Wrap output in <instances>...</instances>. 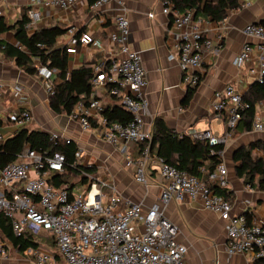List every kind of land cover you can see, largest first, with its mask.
Instances as JSON below:
<instances>
[{
	"label": "built area",
	"instance_id": "obj_1",
	"mask_svg": "<svg viewBox=\"0 0 264 264\" xmlns=\"http://www.w3.org/2000/svg\"><path fill=\"white\" fill-rule=\"evenodd\" d=\"M120 0H96L90 7L99 10ZM241 7L252 0H236ZM2 0H0L1 5ZM86 0H30L27 8L30 26L42 20L41 9L71 11ZM163 14L169 16L173 30L178 34L176 45L178 62L182 69V81L188 88L199 85L204 55L215 53L213 41L205 34L203 24L208 20L195 17L193 11L181 13L173 5L163 2ZM125 10H123L124 12ZM3 9H0V17ZM210 20V19H209ZM242 33L255 44L246 42L237 54L234 64L242 68L255 63L249 73L255 80L264 76V24L246 25ZM130 21L126 13L114 18V30L110 43L121 54V59L105 69L106 63L94 66L91 102L79 103L72 115L84 130H96L100 138L115 148L122 149L126 167L132 168L135 181L148 187L157 182L160 187L159 202L144 208L140 202L118 195L113 184L105 178L89 173L82 189L77 193L56 188L49 179L53 173L64 170L66 157L60 152H42L26 146L17 160L0 170V212L12 223L16 236L29 232L35 237L45 234L53 238L61 264H187L188 247L179 241V228L165 216V207L171 201L200 200L204 208L227 223V250L229 254H250L254 261L264 262V224L248 221L246 214H236L233 203L218 194L210 183L222 189L228 188V169L221 163L209 173V183L168 164L152 153L148 142L151 133L146 130L144 116L148 110L147 73L138 52L130 47ZM221 36H219L220 38ZM93 36L84 32L71 41L68 54H74L78 45L89 46ZM38 76L49 95L54 93L56 70L36 64ZM4 84H2L3 86ZM15 94L24 98L23 88L14 85ZM119 98L118 104L132 114L128 124L110 122L104 115V106L97 98L100 91ZM247 107L243 94L235 85L216 91L211 100L214 114L226 119L227 133L218 135L210 130L192 128L187 132L195 140L210 145H226L242 119ZM32 112L21 110L14 124L24 128L31 124ZM95 124V126H93ZM252 131L264 133V120L255 116ZM54 143H74L70 138L52 133ZM5 138L0 136V143ZM138 145L139 156L133 158L125 149L127 143ZM222 154V153H221ZM80 149L75 154V166H83ZM250 187V186H248ZM2 250L0 248V255ZM37 264H60L50 251L34 250ZM255 264V263H252Z\"/></svg>",
	"mask_w": 264,
	"mask_h": 264
},
{
	"label": "crops",
	"instance_id": "obj_2",
	"mask_svg": "<svg viewBox=\"0 0 264 264\" xmlns=\"http://www.w3.org/2000/svg\"><path fill=\"white\" fill-rule=\"evenodd\" d=\"M120 1L122 5L114 1L99 10L90 7V0L71 11L44 8L41 9L42 20L36 28L60 26L68 29L59 39V46H66L67 49L75 36L90 33L94 43L78 45L76 53L68 54L70 67L75 69L91 62L110 63L112 67L122 56L110 43L109 35L114 30V18L125 12L130 21V47L141 55L147 73L145 94L149 105L144 116L146 130L151 133L154 121L161 118L169 129L180 135H187L192 128L226 134L225 119L212 112L211 100L216 91L232 84L245 94L255 81L249 69L256 64L238 68L234 60L246 42H257L248 39L242 30L251 23L264 24V0H252L247 6L230 11L220 22L208 19L203 24L205 34L213 41L216 50L213 54L204 55L202 67L197 71L201 80L187 107H183V101L191 88L182 81L176 48L179 38L172 28L170 17L163 14V1ZM29 6L30 0H2L0 9H3L2 16L16 22ZM0 40L18 46L12 32L0 35ZM14 85L23 88L25 99L15 94ZM106 93L103 90L97 96L104 108L112 104ZM24 109H29L33 115L31 124L24 128L70 138L84 153L80 163L84 167H94V176L105 178L113 184L119 196L140 202L146 209L159 202L158 182L148 187L138 184L133 169L126 167L122 149L105 142L96 130H84L70 115L54 113L49 107V96L41 78L26 74L0 53V136L5 141L22 129L14 121ZM256 116L264 120V103L258 105ZM258 140H264V133L252 131L232 135L221 155L222 163L228 169L227 190L231 193L234 212L248 214L253 222L264 224V191L245 185L237 177L232 160L238 148ZM125 149L133 158L139 156L137 144L129 142ZM254 155L262 156L258 150L254 151ZM164 209L165 216L179 228V241L188 247L187 264H256L250 254L228 253L227 223L217 214L206 210L200 200H173ZM40 236L42 242L39 240L40 245L35 250L52 252L61 264L56 245L53 247L49 243L52 237L45 234ZM33 251L29 249L19 255L11 244H3L0 264H37ZM29 254H33V257L29 258Z\"/></svg>",
	"mask_w": 264,
	"mask_h": 264
},
{
	"label": "trees",
	"instance_id": "obj_3",
	"mask_svg": "<svg viewBox=\"0 0 264 264\" xmlns=\"http://www.w3.org/2000/svg\"><path fill=\"white\" fill-rule=\"evenodd\" d=\"M96 0H90L92 4ZM173 5V9L181 13L193 11L195 17L210 19L213 22L224 20L232 10L239 9L236 0H162ZM30 26L28 10L22 11L16 22L6 17H0V35L14 33L18 46L0 40V53L15 63V65L31 76L38 75L36 62L56 70L54 93L49 95V107L58 115H72L79 103L89 105L92 92V80L95 77V62L86 63L79 68H71L67 47L59 46V39L68 29L60 26L36 28ZM33 30V32H31ZM110 67L106 64L105 69ZM198 86L189 89L183 101L187 107L193 93ZM112 104L104 109V115L110 122L128 124L132 121V114L118 104L119 98L106 93ZM243 101L247 107L242 112V119L233 131V135L252 132V125L257 114L258 105L264 103V76L262 81L255 80L248 91L243 94ZM226 121V119H225ZM95 126V124H93ZM152 153L162 157L168 164L179 170L209 183V173L213 172L222 163L221 153L225 146L210 145L206 141L193 139L189 135H180L169 129L161 118H156L148 142ZM26 146L42 152H60L65 155L66 163L63 172L53 173L49 182L56 188H65L72 192L77 184L86 183L83 172L94 175V167L75 166V154L78 147L75 143H54L50 134L44 131H34L22 128L0 146V170L17 160ZM258 150L262 156L254 155ZM235 172L245 185L264 191V140H258L248 146L238 148L232 158ZM72 179V181H71ZM73 179L77 180L73 182ZM210 187L224 196L231 203V193L210 183ZM251 222L252 217L246 214ZM5 240L18 252L25 253L29 249H37L40 245L37 237L29 232L18 237L14 234L12 223L0 212V241ZM53 240V238H52ZM60 257V256H59ZM58 257V258H59ZM256 264H264L257 260Z\"/></svg>",
	"mask_w": 264,
	"mask_h": 264
},
{
	"label": "rangeland",
	"instance_id": "obj_4",
	"mask_svg": "<svg viewBox=\"0 0 264 264\" xmlns=\"http://www.w3.org/2000/svg\"><path fill=\"white\" fill-rule=\"evenodd\" d=\"M71 181H72V179H71ZM77 180H75V179H73V182H76ZM82 189V184L80 183V184H77V186L75 187V189H74V191L77 193L78 191H80ZM37 238H38V240H40L41 241V236H37ZM43 240V239H42ZM42 242V241H41ZM49 243H50V245L51 246H55V243L53 242V240H50L49 241ZM3 244H8V242H6L5 240H2V241H0V248H1V250L3 249ZM23 253H20L19 252V255H22ZM29 258H31V257H33V254L32 255H30L29 254V256H28ZM62 263H63V261H62Z\"/></svg>",
	"mask_w": 264,
	"mask_h": 264
}]
</instances>
